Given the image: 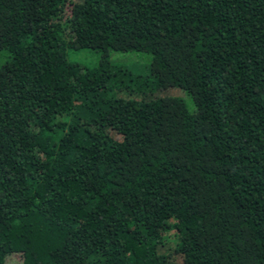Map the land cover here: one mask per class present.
Here are the masks:
<instances>
[{
  "label": "trees",
  "instance_id": "1",
  "mask_svg": "<svg viewBox=\"0 0 264 264\" xmlns=\"http://www.w3.org/2000/svg\"><path fill=\"white\" fill-rule=\"evenodd\" d=\"M0 264H264V0H0Z\"/></svg>",
  "mask_w": 264,
  "mask_h": 264
},
{
  "label": "rangeland",
  "instance_id": "2",
  "mask_svg": "<svg viewBox=\"0 0 264 264\" xmlns=\"http://www.w3.org/2000/svg\"><path fill=\"white\" fill-rule=\"evenodd\" d=\"M95 52V51H94ZM90 49H75L67 50L69 59H79L92 61L96 54ZM110 61L114 67L126 68L134 73H145L149 70L150 55L144 50H125V51H110ZM132 74V73H131ZM154 94H174L182 97L189 109H194V103L191 95L184 89L177 86L158 87L152 91Z\"/></svg>",
  "mask_w": 264,
  "mask_h": 264
}]
</instances>
